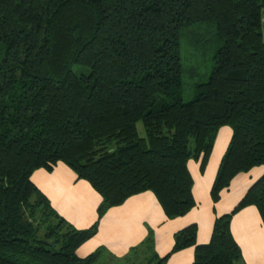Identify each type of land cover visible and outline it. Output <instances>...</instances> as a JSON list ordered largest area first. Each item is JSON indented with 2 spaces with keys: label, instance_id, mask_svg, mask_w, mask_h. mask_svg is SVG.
<instances>
[{
  "label": "trees",
  "instance_id": "trees-1",
  "mask_svg": "<svg viewBox=\"0 0 264 264\" xmlns=\"http://www.w3.org/2000/svg\"><path fill=\"white\" fill-rule=\"evenodd\" d=\"M183 40L214 52L190 100L185 75L201 62L185 74ZM224 126L214 202L264 167V0H0V264H96L102 247H79L110 208L146 191L167 218L186 215L198 204L189 161L203 172ZM60 162L102 198L87 228L32 180ZM251 205L264 224V171L208 242L190 223L156 263L194 247L191 264H247L232 219Z\"/></svg>",
  "mask_w": 264,
  "mask_h": 264
},
{
  "label": "crops",
  "instance_id": "crops-1",
  "mask_svg": "<svg viewBox=\"0 0 264 264\" xmlns=\"http://www.w3.org/2000/svg\"><path fill=\"white\" fill-rule=\"evenodd\" d=\"M230 137L231 129L228 126L222 127L203 172L200 170V161L193 159L189 161V167L195 179L193 192L198 203L192 211L184 216L170 219L165 216L161 205L151 192L134 195L122 205L107 211L100 220L97 234L79 247V255L85 256L95 251L103 240L112 243H106L110 249L119 254H125L132 240L136 243L144 239L149 226L156 233L159 256H165L171 251L175 232L193 222L198 224V228L200 224L198 243L208 242L217 217L216 207L219 208L221 215L230 212L231 210L226 209L224 204L228 197L235 191L246 193L254 180L264 171L262 167L250 173L239 174L232 182L230 189L222 192L221 199L215 203L210 191L223 152L215 156L214 150L222 144L228 146ZM32 180L49 197L59 213L77 228H87L97 220V209L102 200L100 194L88 181L78 180L76 173L67 164L60 162L52 171L38 169L33 173ZM232 199L233 204L229 208L241 200ZM232 232L242 248L246 263L264 264V224L256 206H247L234 215ZM102 238L103 240H100ZM194 258L195 248L188 247L173 253L165 264H191Z\"/></svg>",
  "mask_w": 264,
  "mask_h": 264
},
{
  "label": "rangeland",
  "instance_id": "rangeland-1",
  "mask_svg": "<svg viewBox=\"0 0 264 264\" xmlns=\"http://www.w3.org/2000/svg\"><path fill=\"white\" fill-rule=\"evenodd\" d=\"M213 54H214L213 50H210L208 53H205L203 56H201L200 54L192 51L190 44L186 40L182 41V61H183L185 74L190 73L191 68L197 67L196 64H199L201 62L199 67H197L198 74L196 76L190 77V76L185 75V81H186V92L184 95L185 100L192 99L194 95L195 83L201 80L203 81L206 80L207 76L212 71V67L215 62L213 59ZM139 128H140L141 133H144V128H143L142 123H139ZM226 148L227 146L225 144H222L221 146L219 145L218 149L214 150L215 156L216 154L219 155L222 152H223L222 154L223 156L225 154ZM222 156L220 160L222 159ZM193 160L199 161L196 159H193ZM219 163L220 162H218V164ZM217 168H218V165H217ZM244 193H245L244 191H241L239 193L238 191H235L234 193H232L230 197H228V199L224 203L226 204L225 208L232 210L234 206L236 205V203H238L239 201L238 200L234 205L231 206V208H229L230 205L233 204L232 198L241 199ZM216 211H217V216L221 215L218 207H216ZM99 227H100V224H99ZM148 229L149 231L143 240H139L136 243L134 242V240H132L131 245L129 246V249L125 254H119L117 251L110 249V247L107 244H112V243H108L104 241L103 238L100 239V240H103L100 243L101 244L100 247H102V252L96 264H151L148 262L149 258L153 262L152 264H158L156 263L158 261V257H155V254L156 253L158 254L156 233L151 226H149ZM199 229H200V224H199Z\"/></svg>",
  "mask_w": 264,
  "mask_h": 264
}]
</instances>
